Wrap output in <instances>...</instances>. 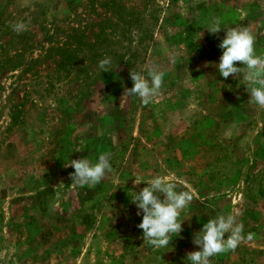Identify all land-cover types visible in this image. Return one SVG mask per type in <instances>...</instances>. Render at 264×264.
Segmentation results:
<instances>
[{"label":"rangeland","instance_id":"obj_1","mask_svg":"<svg viewBox=\"0 0 264 264\" xmlns=\"http://www.w3.org/2000/svg\"><path fill=\"white\" fill-rule=\"evenodd\" d=\"M212 17L264 55V0H0V264H185L194 233L233 210L243 239L210 264H264V109L219 76ZM131 69L163 73L147 105L124 96ZM101 153L113 170L72 185L63 162ZM156 175L193 194L165 253L128 194Z\"/></svg>","mask_w":264,"mask_h":264},{"label":"clouds","instance_id":"obj_2","mask_svg":"<svg viewBox=\"0 0 264 264\" xmlns=\"http://www.w3.org/2000/svg\"><path fill=\"white\" fill-rule=\"evenodd\" d=\"M12 28L16 32L26 30L23 22H15ZM215 36L222 30L223 39L218 48L221 50L219 61L215 63L219 76L225 80L230 75L239 74L249 94L247 104H255L264 109V55L255 51V35L247 27H227L221 18L212 17L203 28ZM202 33L199 34V38ZM240 62V65H237ZM111 58L105 57L98 62L102 73L109 72ZM131 88H126L124 96H136L144 105L149 104L158 95L163 82V73L149 70L147 77L143 71L130 70ZM236 76H233L235 78ZM108 153L99 154L95 160L87 157L70 159L63 162L65 167H72L70 173L72 185L78 187H94L106 174L113 170ZM136 178V177H135ZM145 183L140 190H131V203L136 207V215L141 217L137 225L142 230L144 243L157 252H168L172 241L182 232L184 220L181 214L193 200L190 190H177V183L167 175H156L151 179L135 184ZM238 213H219L209 218L192 237L197 250L187 253L185 264H210V258L234 250L243 239V225L237 222ZM250 238V236H249Z\"/></svg>","mask_w":264,"mask_h":264},{"label":"crops","instance_id":"obj_3","mask_svg":"<svg viewBox=\"0 0 264 264\" xmlns=\"http://www.w3.org/2000/svg\"><path fill=\"white\" fill-rule=\"evenodd\" d=\"M258 244V247L260 249H264V241H262L261 243H256V242H253V245H256ZM251 257V256H250ZM246 261V260H245ZM247 264H250V260L247 262Z\"/></svg>","mask_w":264,"mask_h":264}]
</instances>
